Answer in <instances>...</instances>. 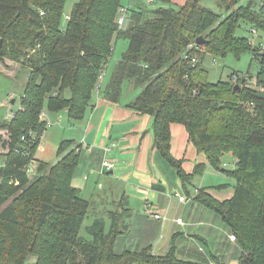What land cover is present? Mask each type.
Returning <instances> with one entry per match:
<instances>
[{"label": "trees", "instance_id": "1", "mask_svg": "<svg viewBox=\"0 0 264 264\" xmlns=\"http://www.w3.org/2000/svg\"><path fill=\"white\" fill-rule=\"evenodd\" d=\"M66 1L0 0V62L13 59L31 70L21 109L0 121L6 135L0 134V209L7 205L0 212V264H26L32 255L38 264H209L179 258L175 246L155 254L153 229L144 231L149 238L136 248L118 249L122 211L113 214L107 232L105 221L97 219L88 228L92 240L83 237L80 229L91 201L72 184L81 144L62 140L60 161L48 167L38 160L34 174L25 171L41 144L29 132L43 135L47 128L43 111L66 112L72 123L83 119L119 38L129 46L109 79L105 99L118 103L126 80L142 87L127 107L152 115L153 147L184 184L202 174L205 165L197 163L194 172H187L172 154L173 124L184 125L214 167L221 168L227 152L235 155L236 168L226 170L236 182L233 194L221 200L200 189L195 198L217 212L236 236L242 249L238 264H264V91L247 85L248 73L237 83L232 78L238 72L230 80L210 81L201 62L206 53L221 58L252 50L261 61L257 78L264 87V47L236 32L242 21L264 31V13L250 4L221 19L200 0H154L168 6L132 8L123 28L116 20L121 0H78L63 27ZM216 1L230 9L239 0ZM200 36L206 43L185 57L188 44ZM24 135L28 140H22Z\"/></svg>", "mask_w": 264, "mask_h": 264}, {"label": "rangeland", "instance_id": "2", "mask_svg": "<svg viewBox=\"0 0 264 264\" xmlns=\"http://www.w3.org/2000/svg\"><path fill=\"white\" fill-rule=\"evenodd\" d=\"M76 1L78 0L66 1L64 6L65 10L61 19L63 27L68 24V17ZM185 1L186 0H173V2L177 4H183ZM263 1L264 0H239L238 3L230 9L216 0H200V3L213 10L223 19L238 9V7L250 6V4H252L254 9L259 13L261 12V4ZM121 5L130 7L128 19L123 28L129 25V17L132 8L143 6L152 9L160 6H168V4L162 2H147L146 0H121ZM120 15H123V12L119 9L118 16ZM252 27L256 29V33L251 30ZM236 32L240 36L247 37L253 46L264 47V31L255 24L242 21ZM128 46L129 41L126 38L117 39L113 56L105 68L106 72L101 91L99 92L95 89L93 92L94 101L98 106L92 108L89 105L83 119L75 120L71 123L66 112L58 115L49 114L47 112L46 118L51 124L47 126L46 131H44L45 134L43 133L44 137L40 141L41 144L36 154L32 157L36 159L37 162H47L49 167L60 161L63 156V154L58 153L62 140H71L72 142L83 144L82 146L84 147H81L82 158L78 164L72 183L73 186L81 188L82 197L91 201L90 212L80 229L81 235L89 240H92V235L88 228L92 226L95 218L97 220L99 215L110 218L109 214L104 216L105 206L107 205V208L111 210H118L121 208L120 205H116L115 202L120 201L119 198L125 189V185L122 174H118L117 170L120 166L126 165L127 162L123 159L126 158L127 155H122V153L118 154L117 152H119V145L125 142L128 143L129 140L126 139V136L123 139L119 138H122L126 133L138 130L136 127L139 122L143 123V132H147L145 136L147 137L153 125L151 114H142V116L136 117L134 115L132 116V111L127 109V104L131 103L142 90V87H136L133 81L126 80L124 83L121 93L122 96L118 105L115 106L112 103L105 102L103 105L99 106V104L105 100L104 91L117 66V62L121 59L123 53L127 51ZM199 58L200 57H198V59ZM201 62L204 68L209 72L208 78L210 81L218 82L230 80L231 74L237 72L242 75L248 73V76H252V79L248 81L247 85L251 88L253 87L264 91V87L257 78V75L261 71V61H259L258 57H254L252 50L246 51L240 56L229 53L227 56L221 58L211 53H206L201 56ZM30 72V68L13 59H6L4 62H0V121L10 120L8 116L21 109V97L27 88ZM115 107L117 109L120 108L122 113L119 115L117 122L115 121L116 118L114 119L116 123H113L114 126L112 127V131L106 137L104 136V146H99V139L95 140L97 128H90L89 125L95 123L97 120L105 123L111 115V109ZM148 119L151 120L148 125H146L145 122L148 121ZM177 125L176 127L180 126L181 129L175 128L173 130L174 140L171 144V152L173 151V154L177 158H179L181 154L187 153V162H185V159L180 158L183 161L182 166L186 168V170L194 172L193 169H195V165L200 162L204 163L205 170L202 174H195L190 182L184 184L181 179H179L176 170L163 160L161 154L155 156L153 164L157 169H163L160 171L161 175L164 176L163 184L171 190L169 192L170 195H172V202L166 212V219L159 220L152 214L146 211L144 212V202L147 198L145 194H131L132 197L128 198V200L130 201L129 209L132 212L128 215L123 213L124 219L122 218L119 220V227L121 231L123 230V233L118 239L117 248L120 250L124 247L136 248L140 243L148 240L151 229H153L151 238L154 240L157 235V229H155L153 222H157L158 219L161 232L153 245V249L155 252L157 250V254H164L167 250L175 246L178 257L182 259L201 260L209 264H237L241 250L225 242L228 227H226L217 212L204 206L195 198L197 190L200 189H211L216 194V197L221 200L228 198V196L232 194L236 182L226 170H233L236 168V157L232 152H227L222 158L221 168L214 167L207 161L204 153L193 150L192 144L188 142L184 125L180 123ZM0 134H2L1 136L3 138L6 137L4 130L0 129ZM149 134H151V132ZM146 143L147 142L144 141V144ZM107 147L111 148L108 153L106 151ZM89 148H92L93 152L89 151ZM3 150V144L0 139V151ZM99 157L100 161L97 159ZM104 158L112 160L115 163L114 166L112 168L102 167ZM37 166L38 163L31 161L29 173L34 174ZM110 170H113V173H110ZM85 175L88 179L84 178ZM161 175L159 174L158 176L157 174V181L160 179ZM222 185L224 187L220 188ZM176 193H182L187 197L189 196L190 201L186 204L180 202L178 197L174 196ZM12 197L13 194H10V198ZM5 206L0 209V212ZM125 208L123 206L124 210H126ZM94 212H96L97 215L94 214ZM143 217L151 221L148 222ZM178 218L184 219L185 222H181L183 223L182 225L178 224ZM201 220L204 221V224L200 223ZM108 227L109 225L105 227L106 232L108 231ZM145 230L149 232H144ZM25 263L38 264L37 257L32 255Z\"/></svg>", "mask_w": 264, "mask_h": 264}, {"label": "crops", "instance_id": "3", "mask_svg": "<svg viewBox=\"0 0 264 264\" xmlns=\"http://www.w3.org/2000/svg\"><path fill=\"white\" fill-rule=\"evenodd\" d=\"M105 102L106 103L107 102L112 103L115 106L119 104V103L110 102V101L105 99V100H103V102H101L99 104V106L103 105ZM96 106H98L97 103L95 101H93L92 108H95ZM127 109H129V108L127 107ZM111 110H112L111 115H110V117L107 119V121L105 123H103V121L97 120L95 123L89 125L90 128H93V127L97 128L96 129V133H95V140L99 139L98 140V141H100L99 146H104V144H105V140L103 139L104 136L106 137L112 131V129H113L112 127L114 126L113 123H116L118 121L119 115L122 113V110H120V108L117 109L115 107V108H113ZM129 110L132 111V116L133 115L136 116V117L142 116V114L137 113L135 110H131V109H129ZM115 118H116V120H115L116 122L114 121ZM150 120L148 119V121H146L145 124L148 125ZM176 126H178V125L177 124H173L172 127H171V133H172V138L171 139H172V141L174 140L173 139V130L175 128H177V129L180 128L181 129L180 126L179 127H176ZM136 128L138 130H134L133 132L126 133L122 138H119V139H123L126 136V139L129 140L128 143L125 142V143L120 144L119 145V149H118L119 152H117L118 154L122 153V155H127V157L123 159V160H125L127 162L126 165L120 166V168L117 170V173L118 174L121 173L122 177L124 178L125 189L121 193V197L119 198L120 201L119 202H115L116 205H120L121 208L118 209V210H111V209H108L107 205H106L105 206L104 216L106 214H109L110 218H108V217L105 218V217H103V215H99L100 218L98 217V219H101V220L105 221L106 226L107 225L110 226V224L112 222V217H114L113 214H115L116 212H118V211L121 212L122 211L123 213H126L127 215L132 212L129 209L130 201L128 200V198L132 197L131 194H136V193L145 194V196L147 198L145 199V202H144V212L146 211L147 203L148 202L153 203V210L155 209L156 212H159V213L163 214V216H164L163 218H161L159 220H165L166 219V215H167L166 212L168 211V209L170 207V204L172 202V199H171L172 195H170V192H169L171 190H169L167 188V186L166 185L164 186V184H163L164 176H162L161 173H160V171L163 170V169H157L155 167V165L153 164V160L155 159L154 157L158 156V154H160L159 151H157L153 147V142H154V139H153V137H154L153 136L154 135L153 134V125H152L151 131H150L151 134H149L150 132H148L149 136H147V137H145L147 132H143L144 125H143L142 122H139L138 126ZM185 130H186V128H185ZM186 132H187V130H186ZM187 138H188V142L190 144H192L193 150L197 151V149L195 148L193 143L190 141V138L188 136V132H187ZM144 141L147 142V143L144 144ZM77 144H81V143L76 142V145ZM81 145H83V144H81ZM82 147H84V146H82ZM89 151L93 152V149L89 148ZM173 153L174 152L172 151V154ZM180 158L185 159V162H187V153H185L183 155L181 154V156H179V158H177V159H180ZM97 159H98V161H100V157L97 158ZM163 160L166 161L164 158H163ZM185 162H184V164H185ZM112 171L113 170H110V173H113ZM186 171L187 172H192V171H188V170H186ZM157 174H158V176H159V174L161 175V177H160V179L158 181H157ZM84 178L88 179L86 175L84 176ZM207 191L210 194L212 193V195H214L216 197V194L211 189L207 190ZM233 191H234V189H233ZM176 194H179V193H176ZM232 194H233V192H232ZM179 195H182V193L179 194ZM230 196H228V197H230ZM187 198H188L187 201H180V199H179V201L186 204V203H188L190 201L189 196ZM123 206H124V208L126 207L125 208L126 210L123 209ZM94 214L97 215L96 212H94ZM123 216L124 215L121 216V219L123 218ZM101 217H103V218H101ZM159 220L157 219L158 223L157 222H153V225H155V227L157 229V235L154 238L153 244H154V242H156V240L158 239V235H160V232H161V230L159 229V227H160ZM95 221H96V218H95ZM150 221H148V222H150ZM183 222H185L184 219H183ZM200 223L204 224V221L201 220ZM178 224L182 225L183 223H178ZM224 224L226 225L225 222H224ZM226 227H228V225H226ZM230 235H231V229H230V227H228V231L226 233L225 242L226 243L228 242L229 245H231L234 248H240V250L242 251L239 242H237V240H232L230 238ZM153 251H154L155 254H157L156 253L157 250L155 252V250L153 249ZM165 253H167V252H165ZM240 254H241V252H240ZM240 254H239V256H240ZM239 258H238L237 264L239 263Z\"/></svg>", "mask_w": 264, "mask_h": 264}, {"label": "built area", "instance_id": "4", "mask_svg": "<svg viewBox=\"0 0 264 264\" xmlns=\"http://www.w3.org/2000/svg\"><path fill=\"white\" fill-rule=\"evenodd\" d=\"M146 1H147V2H154V0H146ZM129 10H130V7H124V6H121V7H120V11L123 12V15L117 16V19H116L120 27H123V26L125 25V23L127 22V19H128V16H129V14H128ZM261 11L264 13V1H263L262 4H261ZM251 30H252L253 32H255V33L257 32L256 29H255L254 27H252ZM195 46H197V44H196L195 41L189 43L188 46H187L188 49H187V51H186V53H185L184 56H185V57H188V54H189L190 50H191L192 48H194ZM192 60L195 61L196 58L193 56ZM105 72H106L105 70L102 71L101 75L99 76V80H98L99 82H98V84L96 85V89H97L99 92L101 91V88H102V83H103V79H104V77H105ZM241 75H242V74L234 75L233 78H232V81H233L234 83H237V81H239V78H240ZM14 114H15V113L10 114V115L8 116V118H9V119H12L13 116H14ZM46 117H47V112L43 111V113L41 114V119H46L47 126H49V125L51 124V122L48 121V119H47ZM44 134H45V133H44ZM44 134H43V135H36L33 131H30V132H29V136L32 135L34 138H39L40 140L43 139ZM22 140H23V141L28 140V139H27V135H24V136L22 137ZM110 150H111L110 147H107V148H106L107 153H108ZM31 161H34L35 163H38L37 160L34 159V158H33V160H31ZM30 163H31V162H30ZM38 164H39V163H38ZM114 164H115V163H114L112 160L104 158L103 163H102V167H104V168H105V167H107V168H112V167L114 166ZM25 171H26V173H27L29 176L31 175V174L29 173V172H30V164L26 167V170H25ZM197 191H198V190H197ZM175 196H177L178 199H180V201H187V200H188V198H187L184 194H182V195L176 194ZM146 212L149 213V214H152L155 218H158V219H161V218L164 217L163 214H161V213L156 212L155 210H153V203H150V202L147 203ZM177 221H178V223H181V222H183V219H182V218H178ZM230 238H231L232 240H236V236H235L234 234H231V235H230Z\"/></svg>", "mask_w": 264, "mask_h": 264}, {"label": "water", "instance_id": "5", "mask_svg": "<svg viewBox=\"0 0 264 264\" xmlns=\"http://www.w3.org/2000/svg\"><path fill=\"white\" fill-rule=\"evenodd\" d=\"M206 43V39L204 38V36H200V37H198L197 39H196V44L197 45H203V44H205ZM236 89L237 88H239V86L237 85L236 87H235ZM14 101V100H13ZM113 172V171H112Z\"/></svg>", "mask_w": 264, "mask_h": 264}]
</instances>
